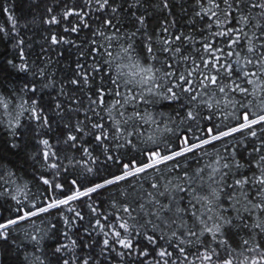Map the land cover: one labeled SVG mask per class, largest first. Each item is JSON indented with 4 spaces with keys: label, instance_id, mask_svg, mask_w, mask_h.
<instances>
[{
    "label": "snow or ice",
    "instance_id": "obj_1",
    "mask_svg": "<svg viewBox=\"0 0 264 264\" xmlns=\"http://www.w3.org/2000/svg\"><path fill=\"white\" fill-rule=\"evenodd\" d=\"M25 2L0 264H264V0Z\"/></svg>",
    "mask_w": 264,
    "mask_h": 264
},
{
    "label": "trees",
    "instance_id": "obj_2",
    "mask_svg": "<svg viewBox=\"0 0 264 264\" xmlns=\"http://www.w3.org/2000/svg\"><path fill=\"white\" fill-rule=\"evenodd\" d=\"M2 7H9L10 10L16 15L17 18L20 19V23L23 24L24 17L29 15V10L27 8L25 0H0V8ZM7 14L4 13L2 10H0V24H3L7 26ZM32 33L29 32L28 35H31ZM0 50H3L2 45H0ZM158 110L167 111V109L163 108L162 106H158ZM6 129L3 127H0V137L6 136ZM35 191V189H34ZM0 203H5V201H0ZM7 215V213H5ZM14 239H20L22 238V233H16L12 237ZM54 241H49V243H53ZM0 247H3V245H0ZM12 250L9 249L8 255L4 257V264H16L14 260H12Z\"/></svg>",
    "mask_w": 264,
    "mask_h": 264
}]
</instances>
